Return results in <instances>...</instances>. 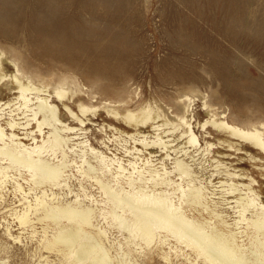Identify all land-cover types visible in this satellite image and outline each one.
Wrapping results in <instances>:
<instances>
[{
	"label": "rangeland",
	"instance_id": "1",
	"mask_svg": "<svg viewBox=\"0 0 264 264\" xmlns=\"http://www.w3.org/2000/svg\"><path fill=\"white\" fill-rule=\"evenodd\" d=\"M0 54L2 67L8 74L7 80L0 81V101L14 96L9 78L18 68V73L35 84L50 88L63 83L74 92L70 101L80 95V101L88 104L128 102L131 108L149 104L164 111L169 108V112L174 101L189 95L200 121L207 116L202 110L204 102L237 123L264 121V0H0ZM119 96L123 101H116ZM71 103L77 109L76 102ZM101 109V115L95 116L94 122L84 129L85 135L71 142L87 139L90 146L125 164L131 158L125 149L134 144L142 146L123 133L99 131L102 122H107ZM2 110L0 122L5 125L9 108ZM119 128L134 132L123 123ZM145 132L152 136L151 131ZM228 153L226 148H220L212 156L229 164L231 170L252 175L258 200L264 202V170L261 173L249 162L233 168L237 160L231 156L237 154L228 157ZM238 154L246 158L243 153ZM210 156L198 169L200 184L205 185L202 200L207 210L189 205L176 187L164 188L170 192L172 202L176 205L181 202L185 214L197 222L209 219V209L219 211L228 222L224 229L237 231V240L246 253L264 259L261 234L246 224L235 228L232 223L237 213L229 206L235 202H227L232 199L225 197L228 194L223 188L227 185L217 186L225 174H216ZM85 157L95 165V170L86 163L80 165L82 156L77 150H66L64 159L69 163L66 188L42 184L29 192L33 184L28 172L16 165L8 168V177L0 182V264H78L73 258V247L69 249L61 243L45 246V239L67 220L62 218L57 223L46 219L35 222L33 227L19 224L16 212L22 210L26 201L17 183L29 192L26 197L31 202L33 195L40 194L42 189L47 192L48 203L73 200L76 193L80 198L84 193L91 194L98 223L106 231L104 243L112 255V264L209 263L185 241L164 230H159L158 235L167 234L165 243L157 242L156 237L146 244L120 226L119 219L110 211L128 217V210L106 195L94 176L109 182L116 190L121 185L128 188L124 176L116 180L113 168L111 172H101L98 159L88 151ZM84 170L89 172L86 174ZM1 179L4 178L0 174ZM180 182L186 188L185 181ZM194 182L199 184L198 179ZM147 185L149 190L151 184ZM50 190L55 197H51ZM83 203L91 200L83 199ZM219 224L217 217L210 218V226Z\"/></svg>",
	"mask_w": 264,
	"mask_h": 264
},
{
	"label": "bare ground",
	"instance_id": "2",
	"mask_svg": "<svg viewBox=\"0 0 264 264\" xmlns=\"http://www.w3.org/2000/svg\"><path fill=\"white\" fill-rule=\"evenodd\" d=\"M7 75L0 57L2 83L8 79ZM9 79L11 94L14 96L8 101H0V112L5 107L9 108V118L4 121L5 125L0 122V174L4 178L0 182L8 177V168L16 165L25 169L30 176L33 186H29V192L34 186L42 184H47L50 188H66V170L69 165L64 159L66 150H77L82 156L80 165L86 163L89 169L95 170V165L85 157L88 151L99 160L101 172H111L113 168L112 176L116 180L124 176L123 181L128 188L121 185L118 190L97 175L94 179L106 195L128 210V217L115 210H111L110 214L117 217L120 226L133 237H139L146 244L159 237L157 242L165 243L167 234L158 235L159 230H164L185 241L198 256L208 260V264H264V259L258 254L252 258L246 253L243 244L237 240V231L224 229L223 226L227 227L228 222L221 217L219 211L209 209V219L203 218V222H197L185 214L180 206L181 202L179 205L172 202L170 192L166 189L170 185L176 187L181 196L186 197L189 205L207 210L202 200L205 185L200 184L202 179L199 178L198 169L203 167L209 154L212 156L220 148H226L230 152L228 157L237 154L236 157L231 156L237 160L233 168L249 162L263 173L264 121L237 123L228 120L225 114L217 112L206 102L203 103L202 110H205L207 116L200 121L189 95L174 101V108L168 112L169 108L164 111L149 104L135 108H131L128 102L117 105L110 101L99 102L97 105L91 102L88 104L80 101V95L70 101L74 92L63 83L54 84L50 88L42 83L35 84L28 76L18 73V68L10 73ZM74 101L77 109L71 103ZM116 101L121 102L123 98L119 96ZM100 109L105 112L107 122H102L99 131L123 133L142 146L138 148L134 144L125 149L131 155L125 164L116 162V159L90 146L87 139L71 142L73 138L85 135L84 129L94 122L95 116L101 115ZM122 123L134 129V132L120 129ZM146 130L151 131L152 136ZM77 145L83 147H76ZM241 149L244 151L241 152ZM238 153H243L246 158ZM157 155L160 157H153ZM215 158L211 157L216 174H225L224 179L218 180L220 184L217 186L227 185V188H223L224 193L228 194L225 197L231 196L234 199H228L227 202H235L229 206L234 207L237 213V218L232 223L235 228H240V224L253 228L257 234H261L260 242L264 244V202L258 200L259 194L254 188L255 178L239 169L231 170L229 164ZM5 162L7 164L3 165ZM84 172L87 174L89 170ZM210 174H214V171ZM195 179H198L199 184L194 182ZM245 179L247 182L243 181ZM183 180L186 188L180 182ZM147 184H151L149 190ZM16 185L26 201L22 210L16 212L21 226L33 227L35 222H44L46 219L57 223L62 218L67 220V223L58 225L51 237L45 239V246L61 243L69 249L73 247V258L78 264H112V255L104 243L106 231L98 223L91 194L84 193L80 198L76 193L73 200L48 203L47 192L42 189L40 194L33 195L31 202L26 197L29 192H25L20 183ZM50 193L52 198L55 197L53 190ZM83 199L91 200V203H83ZM212 217L220 220V226H210ZM207 226L209 229H206ZM164 257L168 258V255L165 254Z\"/></svg>",
	"mask_w": 264,
	"mask_h": 264
}]
</instances>
